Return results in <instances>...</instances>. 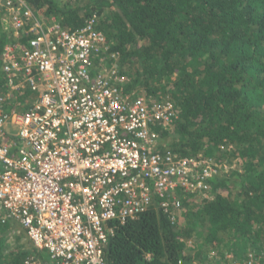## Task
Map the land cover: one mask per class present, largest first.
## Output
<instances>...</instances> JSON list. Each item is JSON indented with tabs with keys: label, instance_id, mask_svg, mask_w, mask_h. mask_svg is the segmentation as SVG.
Here are the masks:
<instances>
[{
	"label": "trees",
	"instance_id": "trees-1",
	"mask_svg": "<svg viewBox=\"0 0 264 264\" xmlns=\"http://www.w3.org/2000/svg\"><path fill=\"white\" fill-rule=\"evenodd\" d=\"M24 1L33 15L23 16L18 29L0 15V54L7 43L36 37L34 20L74 31L93 18L105 42L94 52L92 70L114 69L123 96L143 97L148 106L172 104L169 122L151 123L157 150L235 164L214 173L205 194L179 192L180 205L168 212L155 196L135 218L108 222L107 264L264 259V0ZM4 85L0 60L1 93ZM32 97L21 87L6 112L23 111ZM7 136L16 141L12 131ZM11 224L0 222V264H23L32 252L55 264L33 244L10 246Z\"/></svg>",
	"mask_w": 264,
	"mask_h": 264
},
{
	"label": "built area",
	"instance_id": "built-area-1",
	"mask_svg": "<svg viewBox=\"0 0 264 264\" xmlns=\"http://www.w3.org/2000/svg\"><path fill=\"white\" fill-rule=\"evenodd\" d=\"M0 15L16 30L33 14L24 0H0ZM33 29L39 34L27 44L7 43L0 54V222H16L55 264H107L108 222L135 218L155 196L168 212L179 192L205 194L207 180L235 164L157 150L151 123L169 122L172 104L123 96L114 69L92 70L105 42L93 18L74 31L37 20ZM25 86L34 97L8 114L4 105ZM23 264L43 263L30 256Z\"/></svg>",
	"mask_w": 264,
	"mask_h": 264
},
{
	"label": "rangeland",
	"instance_id": "rangeland-1",
	"mask_svg": "<svg viewBox=\"0 0 264 264\" xmlns=\"http://www.w3.org/2000/svg\"><path fill=\"white\" fill-rule=\"evenodd\" d=\"M11 227H13L14 231L13 232L10 231V233L7 234V238H6V241H8L7 243L10 246L15 247L18 244V245H24L28 249L33 247L31 241L28 239V237L26 236L24 231H22L21 227H19L16 222L12 223ZM34 255H35V253L32 252V254L30 256H34ZM35 257L37 258V256H35ZM226 259H228V258H226Z\"/></svg>",
	"mask_w": 264,
	"mask_h": 264
},
{
	"label": "crops",
	"instance_id": "crops-1",
	"mask_svg": "<svg viewBox=\"0 0 264 264\" xmlns=\"http://www.w3.org/2000/svg\"><path fill=\"white\" fill-rule=\"evenodd\" d=\"M12 223H14V222H12ZM36 248V247H35ZM38 249V248H37ZM230 258V257H229Z\"/></svg>",
	"mask_w": 264,
	"mask_h": 264
}]
</instances>
